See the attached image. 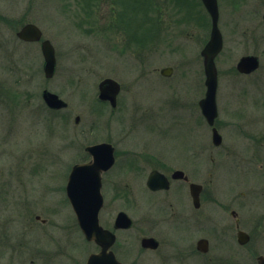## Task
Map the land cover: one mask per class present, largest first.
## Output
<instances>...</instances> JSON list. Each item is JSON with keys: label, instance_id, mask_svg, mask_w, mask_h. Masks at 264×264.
Returning a JSON list of instances; mask_svg holds the SVG:
<instances>
[{"label": "rangeland", "instance_id": "374dc122", "mask_svg": "<svg viewBox=\"0 0 264 264\" xmlns=\"http://www.w3.org/2000/svg\"><path fill=\"white\" fill-rule=\"evenodd\" d=\"M218 2L224 39L216 58L221 148L212 144L199 107L206 91L201 50L211 31L200 0H0V264H75L87 258L94 245L78 227L63 188L72 165L90 159L85 146L99 142L115 147L114 171L107 178L129 168L117 177L118 185L106 181L100 217L102 223L112 222L119 210L132 217L133 226L119 233L116 245L124 248L119 255L125 261L231 263L232 258L213 257V249L211 261L208 255L192 257L196 254L188 248L179 251L176 237L186 227H173L170 203L177 192L189 194L186 186L173 181L160 193L146 186L151 170L181 168L207 181L219 200L246 193L249 201L260 200L256 205L264 203L263 184H252L256 175H250V187L244 181L257 149L256 122L264 127V74L257 78L236 70L239 58L253 51L258 8L251 0L245 5ZM28 22L55 47L51 78L44 74L41 42H24L16 35ZM169 66L172 74L163 76L160 70ZM106 77L121 84L116 108L98 98V84ZM45 88L68 106L49 109L41 96ZM239 177L240 184L230 182ZM232 186L236 193L230 192ZM154 201L167 205L165 213ZM260 212L255 208V248L241 247L238 264H256L254 253L264 255ZM144 234L159 237L157 251L142 253Z\"/></svg>", "mask_w": 264, "mask_h": 264}, {"label": "flooded vegetation", "instance_id": "af4514ba", "mask_svg": "<svg viewBox=\"0 0 264 264\" xmlns=\"http://www.w3.org/2000/svg\"><path fill=\"white\" fill-rule=\"evenodd\" d=\"M201 3L203 4L202 0H200ZM239 2V4H243L245 5V3H247V0H237ZM218 2V0H217ZM254 7L258 8V17L256 18V23L254 25V29H253V51L249 54H245V55H253L257 58L258 61V66L255 70H253L251 73L249 74H244L240 71H238L237 69V64H236V70L238 73L242 74V75H249L252 77H259L261 74H264V0H251L250 2ZM204 6V4H203ZM205 7V6H204ZM218 7H219V2H218ZM243 8V7H241ZM224 41V39H223ZM224 46V44H223ZM242 55L240 58H242ZM239 62V61H238ZM237 62V63H238ZM108 103V102H106ZM117 104H118V99H117ZM110 105V104H109ZM111 108H116L117 106H112L110 105ZM202 121L204 124L205 118L202 115ZM206 124L208 125V127H210L211 129V140H212V144L214 145L215 148H221V145L223 143V136H222V140L221 143L219 145L214 144L213 139H212V126H210L208 124V122L206 121ZM216 127V121L214 124ZM256 131L254 132L253 135H255L254 138H256L255 144H256V150L254 151L255 156H252L251 161L247 164L248 166H250L249 169H247V177L244 181H247V184L249 187L251 186V181L250 180V175H256V181L253 182L252 184H263L264 186V153L261 154L260 150L264 149V127L262 129L258 128L259 124L256 122ZM218 131L219 128L217 127ZM220 132V131H219ZM115 148V147H114ZM85 151L86 150V146H85ZM259 151V154H258ZM234 153V151H233ZM236 154H238L237 152H235ZM87 154L90 156V159L88 161L82 162V163H87L92 159V156L87 152ZM191 155V162L195 161V166H196V160L197 158H195V156H193V151L190 152ZM114 157H115V162H116V156H115V152H114ZM225 156L222 157V159ZM233 158L236 160V157L231 156L230 159ZM225 159V158H224ZM240 159V158H239ZM238 159V160H239ZM212 161H215V159L212 157L211 158ZM258 161V162H257ZM114 162V164H115ZM223 162V160H222ZM81 163V164H82ZM114 164L108 168L107 170H103L100 171V181H101V195L103 197V206L101 207L100 211H99V222L100 225L113 232L115 235V242L113 243V245L109 248V251H112L116 258L119 260V262H121L122 264H133V263H129L127 261H125V256H120L119 252H123V254H125V250L122 247L121 249L117 248L116 245L118 244V238H119V233H121L122 231H126L128 229H130L133 224L134 221L132 219V226L130 228H116L115 227V221H116V216L120 211H124V210H119L117 211L114 219L112 222H110L109 220H107L105 223L101 222V213L105 207V202H106V198H105V193H104V186L106 185L107 182H109L112 186L114 184V186L118 185L116 184L117 181V177L120 175L121 177H123V175H127L125 173L126 170H128V167H123V169L121 171H119L118 173H116L115 175V179L113 177H111L110 179L107 178V174L111 171H114ZM223 163H221L222 165ZM233 164H235V166L240 169L241 168V164L238 162L237 164L235 163V161H233ZM221 165L219 166V168L215 169V173L219 174ZM73 167V165H72ZM70 168L69 172H68V176H67V180H66V184L64 185L63 188V193H64V201L65 203L71 206L72 211L76 217V213L70 203V200L67 196V182H68V178H69V174L71 172ZM193 167V166H192ZM157 170L158 172H160L161 174H163L169 181V187L168 188H160V189H156L153 190L151 189L148 185H147V181L148 178L151 174L152 171ZM176 171H181L183 172V176L179 177V178H174L173 174ZM197 174L192 173L190 174L188 171L183 170L181 168H173V169H168L167 171H163L161 169L155 168L153 170L150 171V173L148 174V177L146 179V186L147 188L153 192V193H160V192H165L168 191L171 188L172 182L176 181V182H180L182 183L184 186L187 187L188 189V195L183 191V192H177L176 194L179 196L178 198H173V194L171 195V198H173V204L170 203V206L172 205V207H175V210L173 211V214L171 217L173 222H175V225H173V227H182L185 226V232L182 234V236H177L176 238L178 239L177 244H178V249L181 252L182 250L185 251V248H188L189 250H191L190 254H196L192 257H196L197 254L198 255H208V260L211 261L213 260V257H218L221 259V256H225L226 258H232L231 263L230 264H238L239 262H242V258L240 256V252L239 250L241 249V247H245V248H255L256 245V235L255 233L258 231L256 229V225L254 224V219L257 221V217H255L257 214H254V210L255 208L260 209L261 210V214H264V203L261 204L260 206L256 205L260 200H256L255 202H251L249 201L250 198L246 197L247 194L245 195L244 193H242L241 195H237L234 194L230 199L228 200H219V194L215 193H211L209 190L210 188V184L207 181H200L198 179H196ZM211 175V173H210ZM216 175V174H215ZM193 176H195V180L192 178ZM219 177V176H218ZM119 178V177H118ZM113 180H116L113 182ZM240 177L237 178L235 181H230L232 184H240ZM107 181V182H106ZM219 181V179H218ZM108 183V184H109ZM192 184H197L201 186L200 192L198 194V202L195 201V196L192 194V189H191V185ZM229 186V185H228ZM227 186V187H228ZM234 186H232V189L230 190V192L234 191L236 193V189ZM106 188V187H105ZM227 189V188H226ZM229 190V187L228 189ZM119 192L121 191V196H124L125 191L123 188H121V190H118ZM261 193L264 194V190L261 189ZM183 194V195H182ZM230 196L229 194H225L223 195L224 198ZM183 197H185V199H183ZM219 198V199H218ZM157 199V198H156ZM264 199V198H263ZM261 199V200H263ZM154 203H158V201H154ZM163 201H161V203H158L157 206V210L160 213H165L164 209L165 207H167V205L165 204L163 206ZM168 206V207H170ZM163 208V209H161ZM125 212V211H124ZM250 212H253V216H247V214H249ZM259 213V214H260ZM260 214V215H261ZM37 218H39V216H37ZM262 218V217H261ZM264 218V217H263ZM77 221V218H76ZM44 222V221H43ZM78 224V222H77ZM79 227V225H78ZM159 232V231H158ZM244 233L245 237L247 238V241L245 243L241 242V237L240 234ZM147 237H153L157 240L158 245L156 248H146L144 246H142V239L143 238H147ZM93 245L94 248L92 251H90V253L88 254L86 259H83L81 261H79V263H75V264H87L88 260H89V256L92 254H98L99 252H101L102 247L100 244H98L96 241H90ZM161 246V241L159 239V237H157L156 235L153 234H144L141 236L140 238V247L142 249V253H147V252H152V251H157L158 248ZM213 249V250H212ZM212 250V256L213 257H209L210 253ZM189 254V255H190ZM255 254V262L256 264H258V257L263 255V254H259L256 255ZM264 256V255H263ZM199 257V256H197ZM200 258V257H199ZM80 260V259H79ZM70 261V260H69Z\"/></svg>", "mask_w": 264, "mask_h": 264}, {"label": "water", "instance_id": "95a60500", "mask_svg": "<svg viewBox=\"0 0 264 264\" xmlns=\"http://www.w3.org/2000/svg\"><path fill=\"white\" fill-rule=\"evenodd\" d=\"M211 17L210 38L201 51L203 56V64L205 71V96L200 100L199 105L202 113L210 125H214L218 116L217 106V89H218V70L216 66V57L223 48V35L219 28V7L217 0H202ZM41 29L34 23L25 24L18 32L17 36L23 41L38 42L42 39ZM42 53L44 56V73L46 78H51L56 71V54L55 48L49 39L41 42ZM258 66L257 58L253 55L243 56L238 64L239 71L250 73ZM173 72L172 67H165L160 73L170 76ZM99 99L109 101L112 106L117 105V96L121 90L120 83L111 78L106 77L99 82ZM42 98L46 105L51 109H64L68 103L62 99L57 93L48 89L42 91ZM80 117H76L79 121ZM212 139L214 144L219 145L222 136L218 129L213 127ZM86 150L92 155V160L84 164H76L73 166L67 183V195L75 210L79 226L89 241H96L101 245L102 250L98 254H92L87 264H122L116 258L109 248L115 242L113 232L103 228L99 223V211L103 206V197L101 195L100 171L110 168L114 161V146L108 142H101L86 147ZM183 176V172L176 171L174 178ZM147 185L153 189L168 188V179L154 170L151 172ZM192 194L195 201L198 202V194L201 186L197 184L191 185ZM132 226L131 217L124 211H120L116 216V228H130ZM244 233L240 234L241 242L245 243L247 238ZM158 242L153 237L142 239V246L148 248H156ZM259 264H264V256L258 258Z\"/></svg>", "mask_w": 264, "mask_h": 264}, {"label": "trees", "instance_id": "16d2710c", "mask_svg": "<svg viewBox=\"0 0 264 264\" xmlns=\"http://www.w3.org/2000/svg\"><path fill=\"white\" fill-rule=\"evenodd\" d=\"M148 8H149V7H148ZM148 8H147V9H148Z\"/></svg>", "mask_w": 264, "mask_h": 264}]
</instances>
